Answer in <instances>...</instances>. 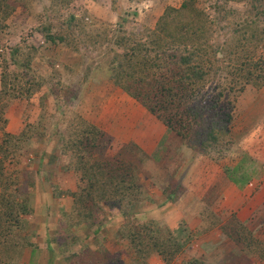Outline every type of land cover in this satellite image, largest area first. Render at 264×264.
Returning a JSON list of instances; mask_svg holds the SVG:
<instances>
[{
	"label": "rangeland",
	"instance_id": "rangeland-1",
	"mask_svg": "<svg viewBox=\"0 0 264 264\" xmlns=\"http://www.w3.org/2000/svg\"><path fill=\"white\" fill-rule=\"evenodd\" d=\"M59 1L20 0L21 5L17 7L12 17L6 22L7 28L0 32V55L6 58L7 63L2 64V66H9L8 73L10 75L14 71L21 70L16 60L19 62L22 60V55L13 59L11 50L19 46L22 48L21 52L25 54L32 47V55L35 56L32 67L37 78L46 81L53 79L54 85H57L53 87V84L47 81L44 90L39 93L38 101L34 97L33 102H30L29 94L9 105L5 101V104L8 105L7 112L0 122V140L4 135V129L5 132H8V129H14L19 123L22 129L27 124L35 128L34 133L22 137V147L12 149L11 151H19L5 163L7 165L5 179L13 192L19 189L20 193L28 192L30 194L32 189L35 190L31 195L33 206L37 205L38 202L40 204L45 203V200L37 202L42 198L39 195H43L42 199H47L44 197L46 191L42 180L47 178L48 174L42 166H37L36 163L41 154L49 153L51 145H54L53 142L57 144V148H55L58 154H54L56 158H54V162L56 161L55 164L58 163V171L65 173L71 171L75 174L78 184L79 181L81 182V173L78 169L67 167L69 164L71 165V162L70 156L63 154L62 136L67 135L70 123H77L80 118L89 122L94 121L93 124L103 131L101 127L104 125L103 122H100L101 92L108 91V85L114 86L110 80L113 67L112 57L118 51L114 47L113 40L111 42H99L91 46L80 44L79 50H76L74 45L48 43L44 36V26L50 22L61 26L63 20L69 22L70 18L76 17L85 20L87 30L92 31L100 28L99 31L101 29H113L115 31L121 29L128 35L138 36L148 29L155 30L158 21L165 15L168 8H180L186 2V0H62V3L59 4ZM195 6L196 22L199 23L201 20L199 15H202L203 19L207 21V29L213 25L214 33L210 37V45L214 47L220 45L233 53L236 50L235 54L239 55L238 58L231 55L226 57L223 53H219L222 59L216 58L214 63L216 67H221V72L206 80L202 93L199 94L201 99L212 101L211 103L216 109L226 113L230 112L233 121L229 126L230 134L220 139V143H211V150L207 148L206 152H202L203 149L196 150L190 147L188 141L197 138L194 134L187 141V138L168 129L169 136L172 138L171 141H164L159 149V154L164 156L162 162H158L161 165L149 167L146 163L144 165L145 173L143 166L139 167L138 172L136 167H131L135 169L133 175L138 176L141 197H143L141 205L132 211L133 216L135 215L133 218L138 220V223L147 221L148 225H154V229L165 228L170 230L166 217L161 213L157 214V209L160 208L159 202L162 198L166 200L168 193L171 195L175 192L177 198L184 194L185 191L180 186L178 176L179 173L184 174L196 158L202 156L209 160L213 159L214 162L225 167V171L226 168L231 170V167L236 163H244L250 173L252 170L256 173L250 182L253 180L257 184H264V83L256 86L252 82L229 74L235 69L238 70L237 65L242 59L248 58L247 56L245 58L246 53L251 56L247 59L248 63H254L259 57H264V41L257 45V43L254 44L253 39L244 38L241 33H237L241 30L244 31L245 28L249 30L247 25H253V30L259 31L260 34L264 32V0H196ZM239 48L247 50L246 53ZM1 63L3 61L0 59V66ZM52 65H55V70ZM248 69L247 67L244 68L243 73H249ZM56 70L59 73L55 72ZM1 71L0 69V77ZM22 87L25 89L24 86ZM68 87L75 89L77 95L76 97L71 96L70 102L65 103L66 96L63 95V91H66ZM221 91H225L223 96H219ZM44 94L47 95L46 98L43 97ZM92 94H94V98H92ZM109 107V104H104V108ZM9 122H12L10 126H8ZM29 125L25 130L30 133L32 129H29ZM57 127L59 132L55 131ZM103 132L106 133V131ZM41 133H46V137L41 139ZM101 151V148H98L94 151L95 155L92 159V155L85 158L92 164L91 160L94 157L95 160L100 159ZM114 151L112 149L108 153L113 154ZM139 154H137L136 149L129 145L126 151L127 161L135 162L136 155L138 158ZM59 157L62 159L59 160ZM79 159L80 155L74 157L73 161L76 163L73 166L77 165ZM138 160L140 161V159ZM62 161L64 162L62 163ZM65 161H67L66 164ZM65 166L66 171H64ZM173 170L177 180L170 181L165 174L167 171L169 173ZM190 173H194L196 176L193 170H190ZM176 186L177 191L174 190ZM155 188L159 190L161 197L157 199L147 197ZM99 205L104 207V212L98 216L96 221L99 223L97 227L100 226L101 229L100 234L94 238L92 235L95 228L89 229L88 226L81 230L82 233L76 231L77 235L79 233V242L74 244L70 242L71 244L69 243L63 249H60L59 245H55L49 258L53 259L54 253L57 252L61 256L62 264H71L72 262L82 264V256L79 254L83 253L86 246L91 250L104 246L107 251H112L113 255L122 256L125 264H132L138 258L131 251L127 252L126 255L121 253L127 249V244L121 240L120 229L124 227V220L120 212L109 209L103 203ZM202 214L204 216L210 215V209L207 208ZM212 218V221L209 220L207 225L199 226V220L193 221L191 217H184L186 221L180 223L179 227L188 229V231L184 229V232L189 233L186 236L192 237V241L187 245L186 251L178 254L170 264H264L262 260V262L260 261L259 255L249 248H241L222 229L227 225L230 229L238 232L239 237H247L248 233L251 232L255 234L256 238L263 241L264 204L257 209L253 218L254 221L244 224V229L239 228L243 223L236 217L226 220V223H223L224 220L222 222L220 218L217 219L213 216ZM54 220L53 225H56L57 219ZM253 223L256 225L252 226ZM210 225L211 234L208 233L203 238V231L208 230L210 232ZM256 226L259 227V230H254ZM213 230H218V232L212 234ZM16 235L19 241V234ZM96 241L99 245H96ZM43 246L45 247V245ZM90 253L85 251L83 256L87 257ZM75 254L77 258L74 257ZM47 257L40 253L34 254L33 264H45L46 262L55 264L57 261L50 259L48 261ZM148 263L166 264L157 256H152Z\"/></svg>",
	"mask_w": 264,
	"mask_h": 264
},
{
	"label": "trees",
	"instance_id": "trees-1",
	"mask_svg": "<svg viewBox=\"0 0 264 264\" xmlns=\"http://www.w3.org/2000/svg\"><path fill=\"white\" fill-rule=\"evenodd\" d=\"M60 3L62 0L59 1ZM19 5H21L20 0H0V32L5 31L7 20L12 17ZM195 5L196 0H186L180 8H168L158 21L155 30L148 29L138 36L128 35L121 29L87 30L85 20L76 17L70 18L69 22L63 20L61 26L55 25L54 22L48 23L44 26V36L48 43L74 45L76 50H79L80 44L91 46L113 40L114 47L118 51L112 57L113 67L110 76L112 84L146 108L168 129L187 138V141L194 134L197 138L188 141L190 147L196 150L203 149L202 152H206L207 148H211V143H220V139L230 134L229 126L233 118L230 112L216 109L212 101L201 99L199 94L202 93L206 80L221 72V67H216L214 63L216 58L222 59L219 53H223L226 57L231 55L238 58L239 55L235 54L236 50L233 53L220 45L218 47L210 45V37L214 33L213 25L207 29V21L202 15H199L201 19L199 23L196 22ZM246 27L250 29L245 28L244 31L237 33H241L244 38L253 39L254 44L257 45L264 41V32L260 34L259 31L253 30V25ZM32 50V47L29 48L25 54L21 52L22 48L19 46L11 50L13 59L22 55L20 62L16 60L21 70L14 71L12 75L8 73V65L2 66L6 63V58L0 55L3 61L0 66L2 70L0 122L10 103L27 94L31 97L30 102H33L34 97L38 101L39 93L44 90L47 81L51 82L53 87L57 86L54 85L53 79L46 81L37 78L32 67L35 57L34 54L32 55ZM240 50L245 53L247 51L244 48ZM246 56L251 57L247 53L245 58ZM247 59H240L238 70L229 71V74L260 86L264 83V57H259L254 63H248ZM52 66L55 70V65ZM246 67L249 68L247 74L243 73ZM55 72L59 73L57 70ZM243 75H247L245 76L247 79ZM224 94L225 91H221L219 96ZM63 95L66 96L65 103H69V98L76 97L77 94L75 89L68 87L63 91ZM46 96L44 94L43 97ZM26 127L24 126L18 136L11 135L4 129V135L0 140V245L3 253L9 254L16 253L20 240L29 239V244L31 242V236L19 238V241L17 235L15 236L16 231H19L18 234H23L28 230L29 223L25 217L32 213L31 193H20L19 189L13 192L5 179V168H7L5 163L19 151L11 150L18 147L20 149L22 137L34 133V126L29 125V129H32L30 133L25 130ZM55 131L59 132L58 127ZM40 137L41 139L46 137V133H41ZM62 142L63 154L70 156L71 165L69 164L68 167L78 169L81 173V182L79 181L78 191L72 194L75 203L71 213L64 215L60 222L61 231L57 238L58 244L61 245L60 249L65 248L70 242L73 244L79 242V233L77 235L74 230L82 233L81 230L88 226L89 229L95 228L92 235L94 238L100 234L101 229L100 226L97 227L99 223L96 221L104 212V207L99 205L103 203L109 209L120 212L124 220L120 235L121 240L126 242L127 249L121 253L126 255L129 251L134 252L138 258L132 264H149L148 260L152 256L160 257L166 264H170L178 254L186 251L187 245L192 241V237L186 236L189 233L184 232V229L188 231L187 228L154 229V225H148L147 221L138 223V220L133 218L135 215L133 216L132 211L141 205L143 197H141L138 176L133 175L135 169L131 167H136L138 172L139 167L144 166L149 159L140 148L130 145L142 157L137 158L136 155L135 162L127 161L126 151L129 145L114 154H109L108 152L113 148V138L84 118H80L77 123H70V129L67 135L62 136ZM98 148L102 150L100 159L95 160L94 157L91 164L85 157L92 155V159L95 155L94 151ZM79 155L77 165L73 166L76 163L73 161L74 157ZM227 171L231 180L239 184L250 182L256 174L253 170L250 173L244 163ZM174 190L177 191V186ZM168 194L169 200L177 201L175 192ZM241 226L240 229L245 228L244 224ZM225 233L241 248L254 251L261 257L260 261L264 262V240L256 238L251 232L247 237H239L238 232L228 226ZM96 245H99L97 241ZM85 251L91 252L90 255L83 256ZM111 252L104 246L95 250L86 246L79 255L82 256V264H125L122 256L113 255ZM76 254L74 257L77 258Z\"/></svg>",
	"mask_w": 264,
	"mask_h": 264
},
{
	"label": "crops",
	"instance_id": "crops-1",
	"mask_svg": "<svg viewBox=\"0 0 264 264\" xmlns=\"http://www.w3.org/2000/svg\"><path fill=\"white\" fill-rule=\"evenodd\" d=\"M101 93L102 106L100 110L102 112L100 122H103L104 125L101 128L113 138L115 145L113 144L112 149L115 150L114 153L124 146L132 144L149 156L147 166L154 167L161 163L164 156L159 154V149L164 144V141H171L172 138L169 136L167 126L120 88L108 85V91ZM93 95L92 98H94ZM104 104H109L110 107L106 109ZM11 123L9 122L8 126ZM91 123L95 122L91 121ZM18 125L12 130L8 129V132H6L14 136L20 135L23 129L20 123ZM52 144L55 146L51 145L49 153L41 154L36 163L37 166H42L48 174V179L43 178L42 180L46 191V196L44 197L47 199H42L43 195H39L42 198L37 200V202L45 200V203L40 204L38 202L37 205H30L32 213L25 217L29 223L28 230L23 234H19L20 239L31 236L30 244L33 245H30L28 240H20L18 244L20 246H17L15 254L3 253V248L0 245V264H33V255L38 253L48 256V261L57 260L55 264H62L59 253H54L55 257H52L53 259L49 257L51 252L54 251L52 249H54L55 245L61 247L57 242L61 231L60 222L64 215L71 213L75 203L72 194L78 191L79 185L73 172L58 171V163L55 164L56 161L54 162V154H58L56 151L57 144L54 142ZM60 159L62 158L59 157ZM66 163L67 161H65ZM239 163L234 164L232 167L230 165L231 169L236 168L240 165ZM144 168L145 166H143L145 173L146 168ZM227 169L225 171V167L220 166L214 160L201 156L191 162L184 174L179 173L178 181L180 186L184 188V194L181 197L179 196L180 198L175 202L169 200L168 197L166 200L162 198L159 202L160 208L157 209V214L161 213V215L166 217L169 229H177L180 223L186 221L184 217H191L193 221L199 220V226L202 224L207 225L212 216L217 219L220 218L221 221L224 220V222L222 221L223 223H226V220L232 217H236L245 225L254 221L253 218L257 209L264 204V184H257L253 180V182L235 183L231 180ZM190 170H193L196 176L194 173H190ZM64 171H66V166ZM165 175L170 181L176 179L174 170L169 173L167 171ZM31 191L35 190L32 189ZM32 192L31 195L33 194ZM159 194V190L155 188L147 197L157 199L161 197ZM207 208L210 209V215L204 216L202 213ZM55 218L57 219V224L53 225ZM254 225L256 223H253L252 226ZM222 229L225 231L227 225L222 227ZM211 230L210 232L208 230L203 231V238L208 233L211 234ZM254 230H259V227H254ZM74 231L76 232V230ZM216 232L218 230H213L212 234ZM18 233L19 231H16L15 236ZM45 264H48V262Z\"/></svg>",
	"mask_w": 264,
	"mask_h": 264
},
{
	"label": "clouds",
	"instance_id": "clouds-1",
	"mask_svg": "<svg viewBox=\"0 0 264 264\" xmlns=\"http://www.w3.org/2000/svg\"><path fill=\"white\" fill-rule=\"evenodd\" d=\"M252 185V184H251Z\"/></svg>",
	"mask_w": 264,
	"mask_h": 264
}]
</instances>
